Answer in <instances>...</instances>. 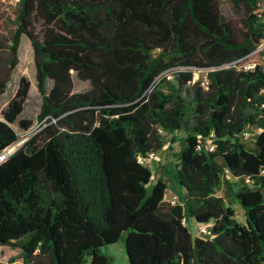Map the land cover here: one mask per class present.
Returning <instances> with one entry per match:
<instances>
[{
    "label": "trees",
    "instance_id": "trees-1",
    "mask_svg": "<svg viewBox=\"0 0 264 264\" xmlns=\"http://www.w3.org/2000/svg\"><path fill=\"white\" fill-rule=\"evenodd\" d=\"M229 1L239 30L215 0H17L10 66L25 35L41 103L20 146L26 77L1 111L0 247L23 264H110L100 248L125 234L128 264H264V3ZM179 132L171 204L138 158ZM190 218L210 235L193 237Z\"/></svg>",
    "mask_w": 264,
    "mask_h": 264
},
{
    "label": "rangeland",
    "instance_id": "rangeland-1",
    "mask_svg": "<svg viewBox=\"0 0 264 264\" xmlns=\"http://www.w3.org/2000/svg\"><path fill=\"white\" fill-rule=\"evenodd\" d=\"M219 6L221 13L232 24L234 29L239 30L241 26V18L243 16L242 8L240 6L233 5L229 0H215ZM18 10L17 0H0V79L6 80L5 88L0 93V119L1 111L6 107V104L10 98L14 95L17 88V83L20 77H26L30 82L27 99L25 100L23 111L19 118H25L32 121V125L26 129H21L17 123L12 126L19 133V140L16 146L22 144L23 138L31 136L39 125L36 120V115L40 109L41 96L37 90L36 85V68L33 59V51L28 38L22 35L17 50V63L12 68L10 66L11 61V37L15 29L16 12ZM74 91H84L88 88L87 81H81L76 76H73ZM257 131L253 130V134L250 138L244 139L247 148H252L255 134ZM176 136V141L170 142L172 136L168 137L166 145L163 149L157 151L153 158L148 162L153 177L149 183L148 190H150L154 181L158 177H162L166 180L168 189L165 193V200H175V203L179 201V197L182 195L180 188L172 179V173L174 172L175 165L177 163L176 153L180 148V138L184 136V133L179 132ZM228 178V176H226ZM225 177V178H226ZM233 183V178H228ZM228 187V186H227ZM235 189V185L232 184L228 187V191L231 192ZM224 188L218 191V194H223ZM226 202L234 209V218L240 222H245L244 210L238 204L235 199L228 195L226 196ZM191 235L200 236V227L194 219L190 218L185 222ZM125 234L115 243L104 245L100 248V251L110 258V264H128L127 256L124 248ZM13 257L14 260L11 264H23L21 251L19 248H11L5 246L0 248V263H7L8 259Z\"/></svg>",
    "mask_w": 264,
    "mask_h": 264
},
{
    "label": "built area",
    "instance_id": "built-area-1",
    "mask_svg": "<svg viewBox=\"0 0 264 264\" xmlns=\"http://www.w3.org/2000/svg\"><path fill=\"white\" fill-rule=\"evenodd\" d=\"M263 3H264V0H262ZM261 12L264 13V7L261 9ZM261 47H264V39H263V44ZM202 80H201V84L202 86H204L205 88H207V84H208V79L206 77V74H202ZM199 77V73L197 72H194V76L193 78L194 79H197ZM253 134V131L248 129V128H244L243 132H242V139H248L252 136ZM206 148L209 150V151H213V148H214V145L213 143L211 142L210 139L207 140V144H206ZM11 154V152L8 151V149H4L3 151L0 152V163L5 160V158ZM155 155V152H151L150 154H148L147 157H139L138 160L141 162V163H145L148 165V162L153 158V156ZM225 173H228V170H225ZM260 174L262 176H264V166L260 169ZM171 204H176L178 202L175 203V200H171L170 201ZM185 220L183 219V223L185 224ZM198 227H200V235L201 236H207V235H210L211 233V223H198Z\"/></svg>",
    "mask_w": 264,
    "mask_h": 264
},
{
    "label": "crops",
    "instance_id": "crops-1",
    "mask_svg": "<svg viewBox=\"0 0 264 264\" xmlns=\"http://www.w3.org/2000/svg\"><path fill=\"white\" fill-rule=\"evenodd\" d=\"M181 190V192L183 193V189H180ZM0 248H5V247H0Z\"/></svg>",
    "mask_w": 264,
    "mask_h": 264
}]
</instances>
